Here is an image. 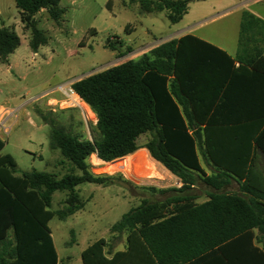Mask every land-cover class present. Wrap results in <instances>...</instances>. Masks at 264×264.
Listing matches in <instances>:
<instances>
[{"label":"trees","instance_id":"trees-1","mask_svg":"<svg viewBox=\"0 0 264 264\" xmlns=\"http://www.w3.org/2000/svg\"><path fill=\"white\" fill-rule=\"evenodd\" d=\"M198 1L203 0H132L142 14L166 12L171 24L180 23L190 4ZM15 3L21 23L32 32L30 47L36 53L47 45V38L35 17L45 10L60 21V0ZM190 41L197 46H187ZM20 44L14 32L0 28V62L7 64ZM117 45L123 43L109 40L113 50ZM250 85L264 91V20L247 10L236 60L193 36H183L154 47L139 60L75 81L72 88L97 117L92 140L56 128L48 115H40L45 124H52L51 148L72 165L68 174L58 178L37 171L20 173L16 160L2 154L5 141L0 138V264H58L50 222L55 217L64 221L84 208L79 185L107 186L114 179L94 174L91 156L111 163L133 155L146 134L151 136L145 146L151 157L184 186L151 189L170 196L162 202L143 200L112 228L127 233V249L109 257L108 240L102 238L82 253L83 263L249 264L247 255L253 252L254 264H264V248L253 244L254 229L264 235V198L250 186L245 155L253 143L264 157V92L260 101L254 100ZM239 87L241 100L235 103ZM236 106L242 111L248 107L252 115H229ZM252 121L255 125L246 126ZM200 156L209 159L218 174L207 176ZM232 175L240 183L238 193L226 191ZM198 181L213 190L202 204L191 193ZM56 192L69 193L67 209L51 210ZM246 193L253 197L245 198Z\"/></svg>","mask_w":264,"mask_h":264},{"label":"rangeland","instance_id":"rangeland-1","mask_svg":"<svg viewBox=\"0 0 264 264\" xmlns=\"http://www.w3.org/2000/svg\"><path fill=\"white\" fill-rule=\"evenodd\" d=\"M130 1L60 0L59 7L64 11L60 21H54L45 10L35 17L37 28L47 38V45L36 55L30 47L32 32L21 23L15 0L0 5V28H8L21 41L9 58L11 67L0 62V106L16 111L4 120L6 130L0 129V137L5 141L2 154L16 160L20 173L37 171L62 178L72 168L60 150L51 148L49 125L52 124L50 121L49 125L45 124L41 114L48 115L56 128L83 139L92 140L95 136L97 117L90 108L85 112L74 108L62 110L55 105L57 102H49L48 97L63 100V90L73 82L128 60H138L142 53L170 40L182 29L199 30L216 42L230 45L236 38L243 8L264 19V0L192 2L188 15L179 24H171L166 12L141 15L139 4L130 5ZM109 40L120 41L123 46L117 45V50H113L108 46ZM55 90L57 94H52ZM42 95L46 97L37 101ZM150 139L149 134L142 136L139 145L144 147ZM143 152L147 163L139 161ZM148 159L151 160L148 151H138L117 164L125 167L123 162H131L129 169L114 173L106 172L105 167L92 171L113 177L111 185L83 183L76 188L81 202L86 203L85 208L66 221L55 217L49 224L61 264H83L82 252L101 238L112 244L120 240L123 247L126 233L112 231L122 216L143 200L162 202L170 196L153 193L151 189H177L176 180L166 170H156ZM89 163L93 166L92 157ZM76 173L81 174L78 170ZM191 193L200 196L199 202L208 198L202 185ZM68 202V192H56L51 210H65Z\"/></svg>","mask_w":264,"mask_h":264},{"label":"crops","instance_id":"crops-1","mask_svg":"<svg viewBox=\"0 0 264 264\" xmlns=\"http://www.w3.org/2000/svg\"><path fill=\"white\" fill-rule=\"evenodd\" d=\"M10 1V0H9ZM7 2V0H0V5H3L2 3H6ZM132 2L130 1L129 2V4L130 5H134L135 3H132ZM125 5H128L126 2H125ZM244 9H246V8H243V10L240 12L241 13V17L239 18V20H238V23H237V34H236V38L234 39V41H233V43H231L230 45L229 44H226V43H222V42H216V41H214L213 40V38H211L209 35H207V34H205V33H201V32H199V30L197 31V30H193V29H191V28H186V29H182V30H180V31H178V32H176L174 35H172L171 37H173V38H171V39H174V38H176V39H179V38H181V37H186V36H193V37H195V38H197V39H199V40H201V41H203V42H205V43H208V44H210V45H212V46H214V47H216V48H218V49H220V50H222V51H224L227 55H229L233 60H236V58L238 57V53H239V40H240V31H241V22H242V14H243V12L245 11ZM189 10H190V7H189ZM247 10V9H246ZM41 13V12H40ZM139 13L141 14V15H151V14H142L141 12H140V9H139ZM188 13H189V11H188ZM251 13H253L254 15H256L257 17H259V18H261L262 20H264L261 16H259L258 14H256L255 12H251ZM154 14H158V13H154ZM186 15H188V14H186ZM185 15V16H186ZM184 16V17H185ZM184 19V18H183ZM183 21V20H182ZM181 21V22H182ZM179 24V23H178ZM170 38V37H169ZM167 39V38H166ZM170 39V40H171ZM120 40V39H119ZM168 41V40H167ZM155 42V41H154ZM154 42H150V43H148V44H151V43H154ZM164 43V42H163ZM148 44H146V45H148ZM162 44V43H161ZM187 44H190V45H187V46H191V45H193V46H197V44L198 43H195L194 41H190L189 43H187ZM160 45V44H159ZM142 46H145V45H142ZM156 47V46H155ZM154 48V47H153ZM152 48V49H153ZM151 50V49H150ZM149 50V51H150ZM146 52H148V51H146ZM146 52H144V53H142L141 55H140V57H139V59L146 53ZM35 55H36V53H35ZM10 58V57H9ZM138 59V60H139ZM136 60V59H135ZM2 64V63H1ZM3 65H7V67L8 68H10L11 67V65H9V62L7 63V64H3ZM239 66V64L238 63H236V67H238ZM74 83V82H73ZM72 83V84H73ZM71 84V85H72ZM246 85V84H245ZM246 86H248V85H246ZM244 87V90H248V87ZM256 86L257 85H250V87H251V92L253 91V92H255L256 94H255V97H254V95H252V101H253V97H254V100H258V101H260L261 100V93L262 92H264V91H261V87H259V88H256ZM62 87V86H61ZM61 87L58 89V91L61 89ZM212 88H214V90H212L211 92H214L215 91V86L213 85V87ZM254 88H256L257 90H254ZM238 91H236V97L234 98V102L235 103H238L240 100H241V97H240V94H241V89H240V87H239V89H237ZM57 92V90H55V91H53L52 92V94H57L56 93ZM250 92V93H251ZM215 93V92H214ZM45 95H47V94H45ZM45 95H42L39 99H36L37 101H41V100H43L46 96ZM62 95H64L63 94V92H62ZM48 96V95H47ZM49 98V101L51 102V101H54V100H56L55 98H50V97H48ZM36 101V102H37ZM10 111H15V109H12V108H8V107H3V106H0V113H3L4 112V115H3V118H5V119H8L9 117H11V115L9 114V112ZM16 112V111H15ZM213 114V112H211L210 113V115H212ZM229 115H252V113H249V109H248V107H246V109H245V111H242L241 109H239L237 106L236 107H234L233 109H232V111H230L229 112ZM255 123L256 122H254V121H252V122H249L248 124H246V126H249V125H252V124H254L255 125ZM97 124V123H96ZM236 127H240V126H236ZM233 128H235V127H233ZM233 128H231V134H232V132H233ZM236 129V128H235ZM237 132V131H236ZM1 138V137H0ZM2 139V138H1ZM146 146V145H145ZM145 146L144 147H142V146H140L141 147V149L140 150H138V151H143V150H145V151H148L146 148H145ZM248 149H246V151H245V155H248V156H246L247 158V164H246V166L249 168V170L251 171V174H250V179H249V182H250V186L252 187V188H254V189H258L259 191H260V196L261 197H263L264 198V157H263V155L259 152V151H257V149H256V147H255V144H253V143H251V145L249 146V147H247ZM137 151V152H138ZM149 152V151H148ZM3 153V152H2ZM150 154V153H149ZM151 156V155H150ZM149 160V159H148ZM151 161H153L151 164L155 167V169L156 170H160V171H162V169H164V170H166L170 175H171V177L172 178H174L175 180H176V182L179 180V178H177L176 176H174L173 174H171L162 164H160L159 162H157V161H155L152 157H151V160H149V162H151ZM200 164H201V167L204 169V171L206 172V174H207V176H212V175H214V174H218V172H217V170H216V168L213 166V163L209 160V159H206V158H203L202 156H200ZM158 166V167H157ZM238 166V165H237ZM232 177L234 178H231V179H229V185H228V187L226 188V191H228V192H230V193H238V192H240V183L237 181L238 180V178L236 177V176H234V175H232ZM241 183H244V180L241 182ZM198 185H202L203 186V188L205 189V191H207V193H208V198H209V194L210 193H212L213 192V190L211 189V188H209L208 186H206V185H204L201 181H198V184L196 185V186H193V189H195V188H197V186ZM159 190H165V189H159ZM192 195H194V196H196L198 199H197V201H196V203L197 204H202V203H204V202H206L207 200H208V198H207V200H204V201H202V202H199V199H201L200 198V196H198V195H196V194H194V193H192ZM253 197V195L252 194H249V193H246L245 194V198H252ZM263 203H264V201H262ZM85 206H86V203H85ZM85 206H84V208H85ZM83 208V209H84ZM82 209V210H83ZM82 210H80V211H82ZM80 211H78V212H80ZM77 213V212H76ZM75 213V214H76ZM128 213V212H127ZM74 214V215H75ZM73 216V215H72ZM72 216H70V217H72ZM70 217H68V218H70ZM67 218V219H68ZM66 219V220H67ZM66 220H64V221H66ZM50 227V226H49ZM253 233H254V240H253V244H254V246H256V247H259V248H264V235L263 234H261L260 233V231L258 230V229H254L253 230ZM52 238H53V234H52ZM102 239V238H101ZM100 240V239H99ZM53 241H54V238H53ZM98 241V240H97ZM119 241L120 240H116V243H114V244H112V243H110L109 241H108V246H107V248H106V252L108 253V256L109 257H112L116 252H118V251H124V250H126L127 249V247H128V241H127V233H126V245H124L123 247L121 246V245H119ZM96 242V241H95ZM94 243V242H93ZM92 243V244H93ZM54 244H55V242H54ZM90 246V245H89ZM88 246V247H89ZM55 247H56V245H55ZM87 247V248H88ZM86 248V249H87ZM85 249V250H86ZM56 250H57V248H56ZM84 250V251H85ZM83 251V252H84ZM82 252V253H83ZM57 253H58V250H57ZM247 258L248 259H246L247 260V262H249V264H254V262H255V258H257V255L255 254V253H250L249 255H247ZM83 260V259H82ZM62 263V259L60 258V255H59V253H58V264H61ZM84 264V263H83Z\"/></svg>","mask_w":264,"mask_h":264},{"label":"built area","instance_id":"built-area-1","mask_svg":"<svg viewBox=\"0 0 264 264\" xmlns=\"http://www.w3.org/2000/svg\"><path fill=\"white\" fill-rule=\"evenodd\" d=\"M63 90V89H62ZM63 94H64V99L63 100H54L55 102H57L55 105L58 106L60 109L64 110V109H79L81 111H86L87 107L88 109L90 108L85 101L83 100V98L72 88V85H70V87L68 89H66V91L63 90ZM50 102V101H49ZM54 103H50V105H53ZM15 111H10L9 114L10 115H14ZM4 112L0 113V129L4 128L6 130L5 124H4V119H1V117H3ZM92 157V164L93 166H91L93 169L92 171L97 172L98 169H102L105 167H109L111 164H114L113 162L109 163V162H105L103 160H101L97 154H94L91 156ZM91 159V158H90ZM94 160L96 162H98L97 164H95ZM106 172H109L108 170ZM115 172H120V171H114ZM97 175V174H96ZM177 189H181L184 184L183 182L179 179L176 183Z\"/></svg>","mask_w":264,"mask_h":264},{"label":"bare ground","instance_id":"bare-ground-1","mask_svg":"<svg viewBox=\"0 0 264 264\" xmlns=\"http://www.w3.org/2000/svg\"><path fill=\"white\" fill-rule=\"evenodd\" d=\"M145 154H144V152L141 154V155H139V161L140 162H142V163H147V157L146 156H144ZM134 158V157H133ZM136 158H138V156L137 157H135V160H136ZM125 160V158H123L122 160H119V161H117V162H115L114 164H111L109 167H107V169H106V171L107 170H111V172H114V171H122L123 169L125 170V169H129L130 167H131V165H132V163L131 162H129V163H127V162H123V165L125 166V167H121V166H117V164L119 163V162H122V161H124ZM94 162H95V164H97L98 162H96L95 160H94ZM133 162V161H132Z\"/></svg>","mask_w":264,"mask_h":264},{"label":"water","instance_id":"water-1","mask_svg":"<svg viewBox=\"0 0 264 264\" xmlns=\"http://www.w3.org/2000/svg\"><path fill=\"white\" fill-rule=\"evenodd\" d=\"M82 79V78H81ZM80 80V79H79Z\"/></svg>","mask_w":264,"mask_h":264}]
</instances>
